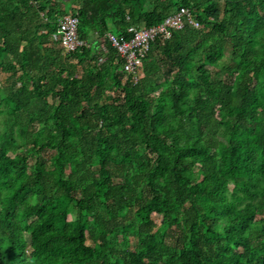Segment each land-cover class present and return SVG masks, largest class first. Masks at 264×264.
Here are the masks:
<instances>
[{
    "label": "trees",
    "instance_id": "trees-1",
    "mask_svg": "<svg viewBox=\"0 0 264 264\" xmlns=\"http://www.w3.org/2000/svg\"><path fill=\"white\" fill-rule=\"evenodd\" d=\"M0 264H264V0H0Z\"/></svg>",
    "mask_w": 264,
    "mask_h": 264
},
{
    "label": "built area",
    "instance_id": "built-area-1",
    "mask_svg": "<svg viewBox=\"0 0 264 264\" xmlns=\"http://www.w3.org/2000/svg\"><path fill=\"white\" fill-rule=\"evenodd\" d=\"M77 26L78 19L72 15H65L59 21L53 40L63 53H72L86 46V43L77 35ZM185 26H192L196 29L199 27L190 10L180 7L156 26L133 30L129 39L108 33L107 41L115 49L121 63L122 81L136 84L140 79V67L150 43L157 37L167 40L171 36V31L181 30Z\"/></svg>",
    "mask_w": 264,
    "mask_h": 264
},
{
    "label": "crops",
    "instance_id": "crops-1",
    "mask_svg": "<svg viewBox=\"0 0 264 264\" xmlns=\"http://www.w3.org/2000/svg\"><path fill=\"white\" fill-rule=\"evenodd\" d=\"M71 8H74V5H72ZM99 61H100V60H99Z\"/></svg>",
    "mask_w": 264,
    "mask_h": 264
},
{
    "label": "rangeland",
    "instance_id": "rangeland-1",
    "mask_svg": "<svg viewBox=\"0 0 264 264\" xmlns=\"http://www.w3.org/2000/svg\"><path fill=\"white\" fill-rule=\"evenodd\" d=\"M113 31V30H112ZM114 32V31H113ZM155 218V217H154ZM155 220H157V218H155Z\"/></svg>",
    "mask_w": 264,
    "mask_h": 264
}]
</instances>
